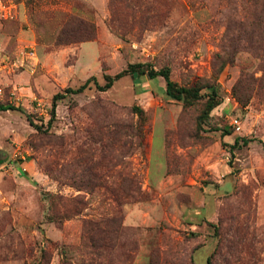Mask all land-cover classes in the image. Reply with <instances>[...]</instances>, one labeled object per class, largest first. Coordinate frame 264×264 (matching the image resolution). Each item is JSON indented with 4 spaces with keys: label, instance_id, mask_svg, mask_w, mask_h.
<instances>
[{
    "label": "rangeland",
    "instance_id": "obj_1",
    "mask_svg": "<svg viewBox=\"0 0 264 264\" xmlns=\"http://www.w3.org/2000/svg\"><path fill=\"white\" fill-rule=\"evenodd\" d=\"M261 2L0 0V264H264Z\"/></svg>",
    "mask_w": 264,
    "mask_h": 264
},
{
    "label": "trees",
    "instance_id": "obj_2",
    "mask_svg": "<svg viewBox=\"0 0 264 264\" xmlns=\"http://www.w3.org/2000/svg\"><path fill=\"white\" fill-rule=\"evenodd\" d=\"M263 7H264V0H263V2H261V9H263ZM262 20H264V18ZM70 21H71V23L74 22V24H72V25L69 24L70 25V27H69L70 29L68 28L69 34H71L73 29H76V30H80L81 32H83L85 34L86 40L91 39L93 30H92V26L90 24L84 22L83 20H77V19H69V21L67 23H70ZM65 27H67V26H65ZM65 27L63 26L62 29H64ZM63 31L64 30H61V32H63ZM61 37H62L61 35L57 36L56 44L57 45L67 44V42L62 41ZM142 66H143L142 64H129V65H127L126 69L115 74L114 76H112V77L105 76L103 78L104 84L102 86H99L93 77H89L83 82V84L78 86L76 89H64V92L65 93L67 92L70 94H79V93L83 92L86 88H88V85L90 82L93 83L94 87L98 91H104V90L110 88L114 81L118 80L119 78H121L125 75H129L132 79H135V78L141 77V76H146L148 79H154L156 77H160L164 83V94L172 100L178 101V100H180V98L183 94L188 93L187 90H185L181 87H177L172 81L169 80L168 71L166 69L154 71L150 67H147L146 69H141ZM54 98H58V95H55ZM210 107L211 106H209L207 109H210ZM7 110L8 111H19L18 108L13 107L12 105H8V104L0 105V112L7 111ZM133 110H134L135 114H137V115L141 114V111L139 109H137V107H133Z\"/></svg>",
    "mask_w": 264,
    "mask_h": 264
}]
</instances>
